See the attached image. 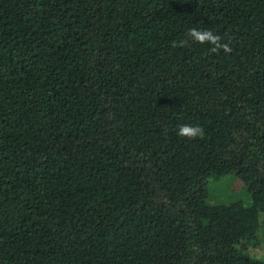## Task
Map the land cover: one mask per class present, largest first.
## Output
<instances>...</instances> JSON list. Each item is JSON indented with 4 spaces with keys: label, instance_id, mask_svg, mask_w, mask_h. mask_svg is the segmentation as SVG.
I'll return each mask as SVG.
<instances>
[{
    "label": "trees",
    "instance_id": "obj_1",
    "mask_svg": "<svg viewBox=\"0 0 264 264\" xmlns=\"http://www.w3.org/2000/svg\"><path fill=\"white\" fill-rule=\"evenodd\" d=\"M230 176L248 205L212 204ZM261 250L264 0H0V264H264Z\"/></svg>",
    "mask_w": 264,
    "mask_h": 264
},
{
    "label": "clouds",
    "instance_id": "obj_2",
    "mask_svg": "<svg viewBox=\"0 0 264 264\" xmlns=\"http://www.w3.org/2000/svg\"><path fill=\"white\" fill-rule=\"evenodd\" d=\"M187 36L199 44H210L212 47H210L209 51L212 53H217L221 49L226 53L231 52L229 44L222 42V37L218 34H215L210 29L193 27L188 30ZM187 43V39H182L178 44L173 42V46L184 47L187 45ZM177 134L181 137H186L189 139L203 138L204 129L199 125L193 126L191 124H182L178 126Z\"/></svg>",
    "mask_w": 264,
    "mask_h": 264
},
{
    "label": "rangeland",
    "instance_id": "obj_3",
    "mask_svg": "<svg viewBox=\"0 0 264 264\" xmlns=\"http://www.w3.org/2000/svg\"><path fill=\"white\" fill-rule=\"evenodd\" d=\"M212 204L231 203L242 201L248 205L250 198L243 184L234 177H226L217 184H214L210 189ZM259 256H264V250L258 252Z\"/></svg>",
    "mask_w": 264,
    "mask_h": 264
}]
</instances>
